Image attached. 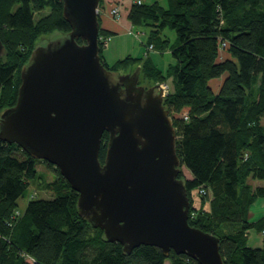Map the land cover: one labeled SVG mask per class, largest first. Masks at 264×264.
Segmentation results:
<instances>
[{
    "label": "trees",
    "instance_id": "16d2710c",
    "mask_svg": "<svg viewBox=\"0 0 264 264\" xmlns=\"http://www.w3.org/2000/svg\"><path fill=\"white\" fill-rule=\"evenodd\" d=\"M105 1L123 0H101L100 8ZM47 9L50 13L35 21ZM63 12V0H0V38L7 52L0 61V113L16 105L21 71L37 40L72 31ZM127 18L133 27L150 29L147 58L128 57L108 66L101 38L114 34L100 28L101 62L114 74L142 63L145 76L172 82L164 105L174 119L182 167L191 174L178 176L191 203L189 224L219 239L225 264H264V240L259 247L250 244L252 234L264 235V217L250 221L248 216L264 200V0H160L150 5L134 0ZM167 30L175 33L173 40ZM154 50L170 51L175 60L166 72L150 59L147 52ZM108 139L105 133L102 163ZM39 164L55 173L52 181L38 172ZM34 183L54 198L38 199L34 193L21 212L19 201ZM78 199L56 166L0 140V264H198L153 246L127 254L79 214Z\"/></svg>",
    "mask_w": 264,
    "mask_h": 264
},
{
    "label": "water",
    "instance_id": "95a60500",
    "mask_svg": "<svg viewBox=\"0 0 264 264\" xmlns=\"http://www.w3.org/2000/svg\"><path fill=\"white\" fill-rule=\"evenodd\" d=\"M100 1L63 0L72 31L33 51L16 105L0 116V140L56 166L79 194V214L127 254L145 245L225 264L219 239L189 224L177 130L162 90L139 85L140 67L115 77L101 62ZM6 54L0 38V61Z\"/></svg>",
    "mask_w": 264,
    "mask_h": 264
},
{
    "label": "rangeland",
    "instance_id": "374dc122",
    "mask_svg": "<svg viewBox=\"0 0 264 264\" xmlns=\"http://www.w3.org/2000/svg\"><path fill=\"white\" fill-rule=\"evenodd\" d=\"M155 1H160V0H142V2L148 5L154 3ZM126 2L129 5H131L134 2V0H126ZM114 8L115 7L112 8L111 5L109 4L103 3L100 8L101 12L99 13L101 15V19L104 25L107 24V22L111 23L112 21L115 20L116 22H119L123 27V29H119V30L117 29L116 34L111 35L110 37L101 38L102 41L103 39H105L103 55H104L107 65L113 66L114 63H116L117 61L125 60L128 57L145 60L147 58L145 43H147L150 29L148 27H133L132 24H130L127 20V17L125 15L126 10L121 11L120 7H119V15L116 18H114V16L112 15V10ZM109 10H110L111 17H113L114 20L110 18L108 14ZM49 13H50V10L47 9L41 12L40 14H36L35 21H39L40 19L46 17ZM122 14H123V17H121ZM165 33L168 34L170 39L173 40L175 38L174 32L167 30ZM62 36L63 35L59 32H53L51 34L45 35L37 40L36 46L38 47L40 45H45L48 41L53 40L58 37H62ZM147 53L150 54L149 56H150V59L153 61V63L164 72H166V70L175 63V60L173 59L170 51L161 53L158 50H154L152 52H147ZM224 55L225 53L221 55V59L224 57ZM138 67H140L141 70L143 71L142 63H140V64L132 66V68L122 70L120 72H116L115 74L114 73L113 74L115 75V77L132 74ZM220 83H221V80L217 81L214 84L215 90L218 89ZM139 85L147 89L158 85L160 87V90H162L161 86L164 85L167 88V91L169 92L168 95L170 94L171 86H173L172 82L169 79L160 80L158 82L157 80H153L145 76L143 72L141 73V76H140ZM168 95L163 94V97L166 98ZM1 114L2 113H0V116ZM37 170L38 172L40 171L42 174H46L48 181H52L54 179L55 173L51 170H48L43 164H39ZM181 171L184 176V179L191 178L190 172L185 167H182ZM259 184L255 181H251V185L253 186H256ZM34 193H36L38 199L52 200L54 198L53 193L47 191L45 188L41 187L39 184L34 183L31 185L27 195L21 198L19 201V209L21 212L25 211L29 201L31 200V196ZM201 202H202L201 198L198 197V192H196L195 193V206L199 208ZM248 213H249L248 216H249L250 221H256L264 217V200L259 199L251 207V209H249ZM257 235L258 236H256L255 234H252L250 238V241H251L250 244L255 247H259L258 241L260 242V240L261 241L264 240V235H262V233H257ZM166 264H171V262L168 261Z\"/></svg>",
    "mask_w": 264,
    "mask_h": 264
},
{
    "label": "crops",
    "instance_id": "0c3cea01",
    "mask_svg": "<svg viewBox=\"0 0 264 264\" xmlns=\"http://www.w3.org/2000/svg\"><path fill=\"white\" fill-rule=\"evenodd\" d=\"M105 3L106 4H109V3H107L106 1H105ZM133 4V3H132ZM131 4V5H132ZM109 5H111V7L113 8V7H120L121 8V11H124V10H126V17H128V13H129V11H130V8H131V5H129L127 2H126V0H123L122 2H121V4H109ZM108 14H109V16H110V18L111 19H113V17H111V15H110V10L108 11ZM121 17H123V14H122V16ZM114 20V19H113ZM121 20V19H120ZM127 20H128V18H127ZM113 22V23H112ZM111 23L110 22H107V24H105L104 25V23H103V21H102V19H101V28L102 29H104V30H107V31H110V32H113V34H116L117 33V29L119 30V29H123V27H122V25L119 23V22H116L115 20L114 21H112ZM128 22H129V20H128ZM130 23V22H129ZM112 24H113V26H112ZM131 24V23H130ZM221 81H222V79H221ZM221 84V83H220Z\"/></svg>",
    "mask_w": 264,
    "mask_h": 264
},
{
    "label": "built area",
    "instance_id": "2783aa9c",
    "mask_svg": "<svg viewBox=\"0 0 264 264\" xmlns=\"http://www.w3.org/2000/svg\"><path fill=\"white\" fill-rule=\"evenodd\" d=\"M137 3H141V0H137ZM101 12V9L99 8V13ZM112 15L114 16V18H116L118 15H119V7H115L113 10H112ZM153 48L152 47H150V50H152ZM161 89H162V91H163V94L164 95H168V91H167V88L164 86V85H162L161 86Z\"/></svg>",
    "mask_w": 264,
    "mask_h": 264
}]
</instances>
